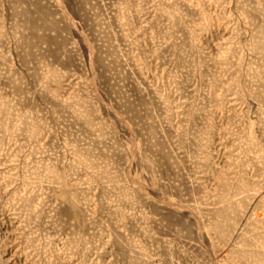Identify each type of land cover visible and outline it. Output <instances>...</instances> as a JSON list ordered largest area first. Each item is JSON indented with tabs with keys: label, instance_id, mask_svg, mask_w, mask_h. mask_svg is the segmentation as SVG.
<instances>
[{
	"label": "rangeland",
	"instance_id": "1",
	"mask_svg": "<svg viewBox=\"0 0 264 264\" xmlns=\"http://www.w3.org/2000/svg\"><path fill=\"white\" fill-rule=\"evenodd\" d=\"M0 264H264V0H0Z\"/></svg>",
	"mask_w": 264,
	"mask_h": 264
}]
</instances>
